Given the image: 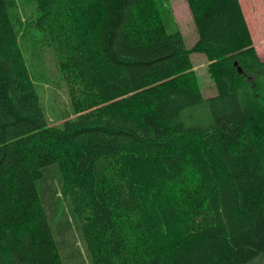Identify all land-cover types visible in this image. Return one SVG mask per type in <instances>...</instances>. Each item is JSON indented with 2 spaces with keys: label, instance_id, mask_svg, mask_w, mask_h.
<instances>
[{
  "label": "trees",
  "instance_id": "1",
  "mask_svg": "<svg viewBox=\"0 0 264 264\" xmlns=\"http://www.w3.org/2000/svg\"><path fill=\"white\" fill-rule=\"evenodd\" d=\"M22 1L73 116L50 124L0 0V264H264V59L240 0H187L191 47L162 0Z\"/></svg>",
  "mask_w": 264,
  "mask_h": 264
},
{
  "label": "rangeland",
  "instance_id": "2",
  "mask_svg": "<svg viewBox=\"0 0 264 264\" xmlns=\"http://www.w3.org/2000/svg\"><path fill=\"white\" fill-rule=\"evenodd\" d=\"M240 2L245 8L251 27L256 28V36L264 47V0H240ZM162 5L168 29L180 30L185 36L187 46H193L198 39V34L187 0H162ZM10 11L20 32L21 44L30 73L50 124L60 125L65 119L73 116V111L68 88L54 51L36 29L28 27L29 6L26 7L22 0H12ZM191 59L194 64L193 77L202 88V92L206 96L215 93L216 85L209 72L206 55L193 52Z\"/></svg>",
  "mask_w": 264,
  "mask_h": 264
},
{
  "label": "crops",
  "instance_id": "3",
  "mask_svg": "<svg viewBox=\"0 0 264 264\" xmlns=\"http://www.w3.org/2000/svg\"><path fill=\"white\" fill-rule=\"evenodd\" d=\"M241 3V2H240ZM242 6V5H241ZM242 9L244 11V14H245V17L247 19V22H248V25H249V28H250V32H251V35H252V38H253V41H254V45L257 49V52L258 54L264 59V47L262 46L261 44V41L258 39V37L256 36V32H255V29L253 27H251L250 23H249V18L247 17V13L245 11V8H243L242 6ZM254 33V34H253ZM256 37V40H255V37Z\"/></svg>",
  "mask_w": 264,
  "mask_h": 264
}]
</instances>
